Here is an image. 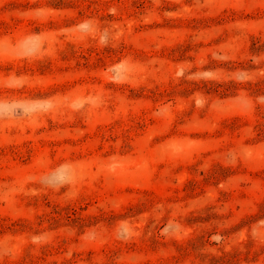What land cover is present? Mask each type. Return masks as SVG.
I'll return each instance as SVG.
<instances>
[{
  "label": "rangeland",
  "instance_id": "374dc122",
  "mask_svg": "<svg viewBox=\"0 0 264 264\" xmlns=\"http://www.w3.org/2000/svg\"><path fill=\"white\" fill-rule=\"evenodd\" d=\"M0 264H264V0H0Z\"/></svg>",
  "mask_w": 264,
  "mask_h": 264
}]
</instances>
